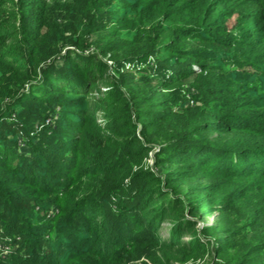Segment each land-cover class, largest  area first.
Instances as JSON below:
<instances>
[{
	"label": "trees",
	"instance_id": "1",
	"mask_svg": "<svg viewBox=\"0 0 264 264\" xmlns=\"http://www.w3.org/2000/svg\"><path fill=\"white\" fill-rule=\"evenodd\" d=\"M1 242L264 264V0H0Z\"/></svg>",
	"mask_w": 264,
	"mask_h": 264
},
{
	"label": "rangeland",
	"instance_id": "2",
	"mask_svg": "<svg viewBox=\"0 0 264 264\" xmlns=\"http://www.w3.org/2000/svg\"><path fill=\"white\" fill-rule=\"evenodd\" d=\"M92 53H96V52H94V50H92ZM106 60H107V59H106ZM103 61H104V60H103ZM109 65H110V63H109ZM135 71H136V70H135ZM133 72H134V71H133ZM107 80H109V79H107ZM101 88H102L103 90H106L107 87H106V85H103V84H102V85H101ZM100 120H102V119H100ZM151 163H152V162H151ZM210 221H212V220H210V219H206V224H207V225L212 224ZM202 224H203V223H202ZM164 232H165V231H164ZM188 237H189V235L186 236L187 239H188ZM2 240H4V239H2ZM0 246H1V247L4 246V245H3V242H1ZM1 250H2V249H0V252H1Z\"/></svg>",
	"mask_w": 264,
	"mask_h": 264
},
{
	"label": "built area",
	"instance_id": "3",
	"mask_svg": "<svg viewBox=\"0 0 264 264\" xmlns=\"http://www.w3.org/2000/svg\"><path fill=\"white\" fill-rule=\"evenodd\" d=\"M0 249H2L0 257H5L8 254V248L4 247V246H2V247L0 246Z\"/></svg>",
	"mask_w": 264,
	"mask_h": 264
}]
</instances>
